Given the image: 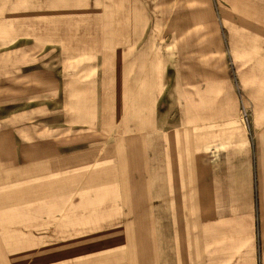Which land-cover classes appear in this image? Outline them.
Returning a JSON list of instances; mask_svg holds the SVG:
<instances>
[{
	"label": "crops",
	"instance_id": "obj_1",
	"mask_svg": "<svg viewBox=\"0 0 264 264\" xmlns=\"http://www.w3.org/2000/svg\"><path fill=\"white\" fill-rule=\"evenodd\" d=\"M199 2L194 26L58 52L37 162L28 128L0 132V251L40 234V264H264V0Z\"/></svg>",
	"mask_w": 264,
	"mask_h": 264
},
{
	"label": "rangeland",
	"instance_id": "obj_2",
	"mask_svg": "<svg viewBox=\"0 0 264 264\" xmlns=\"http://www.w3.org/2000/svg\"><path fill=\"white\" fill-rule=\"evenodd\" d=\"M96 1L97 6L87 0H0V132L17 134L28 128L34 140L19 136L18 144L25 148L30 165L37 162V148L31 144L40 141V100L53 94L40 87L52 88L51 70L58 65V52H101L108 46L104 37L114 41L132 33V26L147 33L148 22L152 36L164 35L166 25L177 30L186 19L189 27L194 26L193 16L201 4L200 0ZM24 184L39 194L40 181L35 177ZM22 237L29 242L28 251H0V264H40V234Z\"/></svg>",
	"mask_w": 264,
	"mask_h": 264
},
{
	"label": "built area",
	"instance_id": "obj_3",
	"mask_svg": "<svg viewBox=\"0 0 264 264\" xmlns=\"http://www.w3.org/2000/svg\"><path fill=\"white\" fill-rule=\"evenodd\" d=\"M244 120L247 122V120H246V115L244 114Z\"/></svg>",
	"mask_w": 264,
	"mask_h": 264
}]
</instances>
